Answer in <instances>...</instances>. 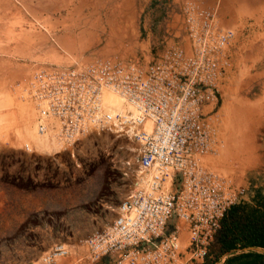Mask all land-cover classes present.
Listing matches in <instances>:
<instances>
[{
    "label": "rangeland",
    "instance_id": "obj_1",
    "mask_svg": "<svg viewBox=\"0 0 264 264\" xmlns=\"http://www.w3.org/2000/svg\"><path fill=\"white\" fill-rule=\"evenodd\" d=\"M183 1L0 0V264H27L55 242L84 258L81 240L111 221L133 179L123 160L134 143L122 135L92 131L67 147L40 142L20 96L27 70L97 56L145 58L167 31L180 30ZM200 1L217 3L235 31L210 116L218 143L203 161L250 201L264 195V0L236 2L233 20L221 0Z\"/></svg>",
    "mask_w": 264,
    "mask_h": 264
},
{
    "label": "built area",
    "instance_id": "obj_2",
    "mask_svg": "<svg viewBox=\"0 0 264 264\" xmlns=\"http://www.w3.org/2000/svg\"><path fill=\"white\" fill-rule=\"evenodd\" d=\"M180 14V30L167 31L145 58L41 62L22 78L20 96L48 142L67 147L107 131L134 143L123 160L129 190L111 221L81 240L89 260L108 254L110 264H200L220 218L244 193L203 161L218 143L210 116L234 28L220 20L217 3L184 0ZM66 253L55 242L27 264H52Z\"/></svg>",
    "mask_w": 264,
    "mask_h": 264
},
{
    "label": "trees",
    "instance_id": "obj_3",
    "mask_svg": "<svg viewBox=\"0 0 264 264\" xmlns=\"http://www.w3.org/2000/svg\"><path fill=\"white\" fill-rule=\"evenodd\" d=\"M264 264V195L240 198L219 220L208 252L200 264Z\"/></svg>",
    "mask_w": 264,
    "mask_h": 264
},
{
    "label": "crops",
    "instance_id": "obj_4",
    "mask_svg": "<svg viewBox=\"0 0 264 264\" xmlns=\"http://www.w3.org/2000/svg\"><path fill=\"white\" fill-rule=\"evenodd\" d=\"M253 0H221V11L224 18L227 20H233L236 17L238 4L236 2L252 3ZM258 2V0H255ZM235 4V5H234ZM111 255H103L95 260H88L83 256H71L66 253L65 255L57 258L52 264H110ZM195 264H199V261H194Z\"/></svg>",
    "mask_w": 264,
    "mask_h": 264
},
{
    "label": "bare ground",
    "instance_id": "obj_5",
    "mask_svg": "<svg viewBox=\"0 0 264 264\" xmlns=\"http://www.w3.org/2000/svg\"><path fill=\"white\" fill-rule=\"evenodd\" d=\"M109 98H111L112 100H115V99H114L113 97H111V96H110ZM36 137L39 138V139H41L42 141H40V142H42V143H43V142H44V143H45V142H48L46 139H43V138H42L41 136H39V135H37Z\"/></svg>",
    "mask_w": 264,
    "mask_h": 264
}]
</instances>
